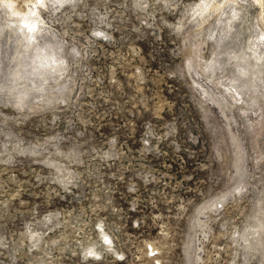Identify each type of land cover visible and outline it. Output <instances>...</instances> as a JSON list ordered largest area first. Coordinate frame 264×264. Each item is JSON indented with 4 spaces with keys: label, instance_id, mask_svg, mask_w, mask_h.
Returning a JSON list of instances; mask_svg holds the SVG:
<instances>
[{
    "label": "rangeland",
    "instance_id": "obj_1",
    "mask_svg": "<svg viewBox=\"0 0 264 264\" xmlns=\"http://www.w3.org/2000/svg\"><path fill=\"white\" fill-rule=\"evenodd\" d=\"M0 264H264V0H0Z\"/></svg>",
    "mask_w": 264,
    "mask_h": 264
},
{
    "label": "built area",
    "instance_id": "obj_2",
    "mask_svg": "<svg viewBox=\"0 0 264 264\" xmlns=\"http://www.w3.org/2000/svg\"><path fill=\"white\" fill-rule=\"evenodd\" d=\"M149 254H150L151 257H154V256L156 255V254H155L153 251H151V250H150V253H149Z\"/></svg>",
    "mask_w": 264,
    "mask_h": 264
},
{
    "label": "snow or ice",
    "instance_id": "obj_3",
    "mask_svg": "<svg viewBox=\"0 0 264 264\" xmlns=\"http://www.w3.org/2000/svg\"><path fill=\"white\" fill-rule=\"evenodd\" d=\"M38 3H43V0H37Z\"/></svg>",
    "mask_w": 264,
    "mask_h": 264
}]
</instances>
